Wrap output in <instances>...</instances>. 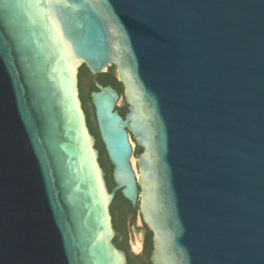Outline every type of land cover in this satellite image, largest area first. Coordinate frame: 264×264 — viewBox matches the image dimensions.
<instances>
[{
  "label": "water",
  "instance_id": "1",
  "mask_svg": "<svg viewBox=\"0 0 264 264\" xmlns=\"http://www.w3.org/2000/svg\"><path fill=\"white\" fill-rule=\"evenodd\" d=\"M118 193L151 264H264V0H0V264H128Z\"/></svg>",
  "mask_w": 264,
  "mask_h": 264
},
{
  "label": "trees",
  "instance_id": "2",
  "mask_svg": "<svg viewBox=\"0 0 264 264\" xmlns=\"http://www.w3.org/2000/svg\"><path fill=\"white\" fill-rule=\"evenodd\" d=\"M112 70V69H111ZM94 77H92L86 70H83L80 74V87L82 91V98L85 103V109L88 115V124L91 129V132L98 138V144L97 148L100 150V163L104 170L107 173V180L110 189L113 188V181L111 177L112 168L110 166V163L106 157L103 145L101 144L97 131L95 129L94 123L91 119L90 109L87 105V87H89V95L91 91L96 90L94 83H93ZM97 80L103 84L104 86L111 85L114 88L118 89L122 93V89L120 88V84L117 82L114 73L112 71L108 74L101 75L97 77ZM90 98V97H89ZM128 109L125 105L124 107L120 108V113L122 116H125ZM141 150H139V153ZM137 214V208H133L132 205L127 202L120 193L117 194V197L115 199V202L112 206V215H113V222H114V228L119 233V236L116 237L114 243L117 245L118 248L129 252V244H128V223L134 224L135 217ZM132 216V218L129 221V218ZM147 230V229H146ZM148 238L151 240L152 235L147 230ZM148 256H140L139 260L130 259L129 264H151L149 261L150 251L152 249V243L150 242L148 245Z\"/></svg>",
  "mask_w": 264,
  "mask_h": 264
},
{
  "label": "flooded vegetation",
  "instance_id": "3",
  "mask_svg": "<svg viewBox=\"0 0 264 264\" xmlns=\"http://www.w3.org/2000/svg\"><path fill=\"white\" fill-rule=\"evenodd\" d=\"M84 70V68L83 69H81V71H80V74H81V72ZM80 77V76H79ZM96 79V78H95ZM118 90V89H117ZM80 92H81V98H82V91H81V87H80ZM118 92L121 94V92L118 90ZM82 102H83V107H84V110H85V112H86V109H85V103H84V100H83V98H82ZM86 114H87V112H86ZM122 115V114H121ZM87 117H88V115H87ZM97 138V137H96ZM97 144H98V138H97ZM117 197V196H116ZM116 199V198H115ZM114 202H115V200H114ZM113 202V203H114ZM112 206H113V204H112ZM111 210H112V207H111ZM119 236V233L117 232V237ZM151 242V240H149V238H148V233H147V230H146V232H145V235H144V240H143V253H142V255H140V256H148V244ZM135 254V251H130L129 250V252H127V255H128V264H129V262H130V259H135V260H139V257L140 256H136V255H134ZM136 256V257H135Z\"/></svg>",
  "mask_w": 264,
  "mask_h": 264
}]
</instances>
